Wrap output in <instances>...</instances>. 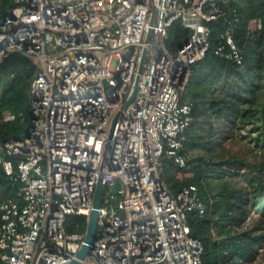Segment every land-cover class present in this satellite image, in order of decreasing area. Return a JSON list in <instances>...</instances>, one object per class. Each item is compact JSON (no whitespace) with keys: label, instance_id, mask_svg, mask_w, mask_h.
I'll list each match as a JSON object with an SVG mask.
<instances>
[{"label":"built area","instance_id":"2783aa9c","mask_svg":"<svg viewBox=\"0 0 264 264\" xmlns=\"http://www.w3.org/2000/svg\"><path fill=\"white\" fill-rule=\"evenodd\" d=\"M11 1L15 7L0 17V63L19 54L36 74L31 128L0 145L5 176L20 184L16 199L0 202L1 260L75 259L87 245L100 180L95 239L79 264H202L187 216H204L206 202L194 185L173 195L160 171L163 157L186 168L191 105L181 104L180 94L207 51L206 24L224 16L217 0ZM174 22L190 33L176 54L166 47ZM248 29L261 24L253 20ZM215 53L242 63L233 26ZM67 217H83L84 232L67 233Z\"/></svg>","mask_w":264,"mask_h":264},{"label":"trees","instance_id":"16d2710c","mask_svg":"<svg viewBox=\"0 0 264 264\" xmlns=\"http://www.w3.org/2000/svg\"><path fill=\"white\" fill-rule=\"evenodd\" d=\"M217 2L224 16L206 24L207 51L202 61L191 67L180 94V103L191 105V123L185 132L186 168L179 169L163 157L160 177L173 195L194 185L206 202L204 216H187L190 236L202 247V264H250L264 247V159L256 162L227 156L220 150L219 140L225 138L220 135L222 125H227L230 134L243 130L241 138L264 149V0ZM14 7L11 0H0V17ZM253 20L260 22V30L248 29ZM229 26H233L234 42L242 51L240 65L215 53ZM189 37L190 33L174 22L168 29L166 47L176 54ZM35 74L34 64L19 54H9L0 63V145L28 131L29 92ZM7 113L14 119L5 121ZM234 177L243 185H232ZM19 186L0 166V202L16 199ZM65 228L69 234L82 233L85 220L67 217ZM0 264H6L1 252Z\"/></svg>","mask_w":264,"mask_h":264},{"label":"rangeland","instance_id":"374dc122","mask_svg":"<svg viewBox=\"0 0 264 264\" xmlns=\"http://www.w3.org/2000/svg\"><path fill=\"white\" fill-rule=\"evenodd\" d=\"M116 66V61L113 60L111 62V68ZM30 121V119H29ZM219 125H222L221 121H218ZM224 130L220 131V135H224V139H220L219 142L221 144L220 150L225 153L227 156L229 155H237L243 158L248 159L249 161L260 162L263 161L262 152L264 149H261L260 146L254 145L249 141V138H241L245 135V131L239 130L234 135L228 132V126L222 125ZM228 133V134H227ZM254 135V134H253ZM252 135V136H253ZM25 134L22 135V138H25ZM231 184L234 186H242V182L239 180V177H234L231 179ZM247 225L251 223V221H246ZM250 264H264V247L258 250V255L256 260Z\"/></svg>","mask_w":264,"mask_h":264},{"label":"water","instance_id":"95a60500","mask_svg":"<svg viewBox=\"0 0 264 264\" xmlns=\"http://www.w3.org/2000/svg\"><path fill=\"white\" fill-rule=\"evenodd\" d=\"M142 60H143V58H142ZM141 65H142V62L139 66V72L141 70ZM137 83H138V77L135 80L133 91H132L131 96L129 97V99L126 103V106H128L131 103V101L133 100V98L135 96V93L137 90ZM29 128H31L30 124H29ZM110 189H111L112 194H116L117 190L115 187H111ZM103 193H104V186L101 183V181L98 180L96 187H95L92 210H91V213L89 216V220H88V224H87L86 232H85L84 242L87 245H83L81 247V249L79 250V252L76 254L75 259L71 260L68 264H79L78 261L84 259V257L86 256V254L90 250L92 243L94 242L95 232H96V228H97L98 209L100 208V205H101Z\"/></svg>","mask_w":264,"mask_h":264}]
</instances>
